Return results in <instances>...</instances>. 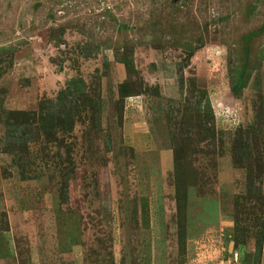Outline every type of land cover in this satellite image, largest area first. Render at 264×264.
Returning <instances> with one entry per match:
<instances>
[{
    "label": "rangeland",
    "instance_id": "rangeland-1",
    "mask_svg": "<svg viewBox=\"0 0 264 264\" xmlns=\"http://www.w3.org/2000/svg\"><path fill=\"white\" fill-rule=\"evenodd\" d=\"M262 26L264 0H0V264H264V197L238 207L251 233L236 243L247 169L232 154L248 129L264 194ZM124 51L144 87L122 102ZM180 64L207 91L214 147ZM16 122L35 134L11 153Z\"/></svg>",
    "mask_w": 264,
    "mask_h": 264
},
{
    "label": "trees",
    "instance_id": "trees-1",
    "mask_svg": "<svg viewBox=\"0 0 264 264\" xmlns=\"http://www.w3.org/2000/svg\"><path fill=\"white\" fill-rule=\"evenodd\" d=\"M264 26H262L257 32L262 31ZM256 32H251L248 34L246 47H245V54L243 57V62L240 66V68L237 69V74L234 77V80L232 82V91L236 96L242 95V90L245 88V86L248 83L249 75H248V57H249V43L251 39L254 37ZM197 41H200V38H197ZM190 45H186L188 47ZM121 60L126 66V69L129 73V78L127 81L123 82L119 86V92L121 101L131 95H138L141 90H143V82H141L137 76L138 71L135 66L133 53L131 54L128 51H124L121 53ZM184 65L180 64V74H179V86L181 92H185L186 90H189L186 94V100L188 106L195 111L196 113L200 114V120L199 125L202 126L203 135L205 138L209 139L208 145L214 147V144L212 141H214V138L216 136V125H215V116H214V110L211 105V101L208 98L207 91L205 89H194V87H186V78L184 76ZM173 108H175L176 103L173 105L170 104ZM55 106H60L59 103H56ZM20 112V111H19ZM24 114V112H21ZM173 113V112H172ZM169 114V113H168ZM177 117L178 113H177ZM180 118V117H179ZM177 120V118H176ZM62 123L65 126L64 119ZM171 128L173 130H176L178 128V122L174 124H170ZM187 130H185V134H189L191 132L190 127H186ZM185 128V129H186ZM239 136L236 138L233 148H232V154L235 160V164L240 165L247 169V182H246V189L245 192L242 194L237 195V201H236V207H237V214L235 217L236 221V228H235V239L236 243L240 242V238L247 237L249 231V228L246 226H243L242 223V211L238 210V207L240 205H246V209L243 211L247 213H253L257 212V205L262 204V198L264 197V194L260 191L261 188H257L258 182H257V176L254 175V164L255 162L259 165V163H262V156L259 153V150L257 152L255 151L254 144L250 140V132L248 129L243 128L241 132H239ZM35 134V131L31 127V125L24 124L21 122L16 123H10L7 127V133H6V150L11 153H17L21 149V145L26 143L28 140H31ZM211 147V148H212ZM261 170H263V167H261ZM248 206V207H247ZM240 208V207H239ZM261 212L262 216H256L254 219L256 221H260L262 223V226L257 227L256 231H254V234L257 236L258 241L260 245H262V239L264 235V209Z\"/></svg>",
    "mask_w": 264,
    "mask_h": 264
}]
</instances>
